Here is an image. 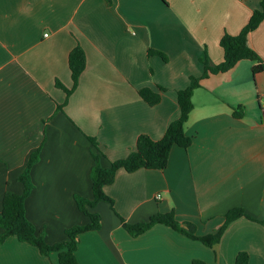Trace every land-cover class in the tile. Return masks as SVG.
<instances>
[{
    "label": "crops",
    "instance_id": "0c3cea01",
    "mask_svg": "<svg viewBox=\"0 0 264 264\" xmlns=\"http://www.w3.org/2000/svg\"><path fill=\"white\" fill-rule=\"evenodd\" d=\"M262 1L0 0V212L7 191L23 193L18 177L41 148L28 219L49 245L90 224L75 200L94 197L98 151L88 138L99 143L104 168L135 151L141 135L162 139L180 116L177 92L204 74L206 56L224 61L222 37L240 34ZM248 44L264 62V20ZM78 45L86 69L67 99L56 81L73 86L69 55ZM254 65L245 60L201 81L185 125L192 144L174 146L166 169L117 172L105 187L114 209L102 202L92 210L102 226L80 236L79 264H235L242 252L249 264H264V73L254 75ZM146 87L165 89L157 106L140 97ZM234 209L255 221H233L213 246L164 224L133 236L121 221L174 212L181 228L193 224L205 237ZM0 264L59 259L11 238L0 244Z\"/></svg>",
    "mask_w": 264,
    "mask_h": 264
},
{
    "label": "trees",
    "instance_id": "16d2710c",
    "mask_svg": "<svg viewBox=\"0 0 264 264\" xmlns=\"http://www.w3.org/2000/svg\"><path fill=\"white\" fill-rule=\"evenodd\" d=\"M108 3L111 4V0H108ZM263 20L264 0L261 3V8L254 11L248 24L240 34L236 36L225 34L222 37L220 46L224 50V61L219 65H214L211 63L209 57L206 56L203 60L204 74L201 77L192 76L189 86L177 92L180 116L170 123L162 139L155 141L147 135H141L138 138L135 151L131 152L127 158L111 163L110 168H104L101 164V158L104 155L100 152L99 143L94 138H88L92 146L98 151V153H93L95 165L91 171L94 197L92 200H87L76 196L75 200L79 211L88 216L91 221L88 225L74 226L67 229V241L64 243L56 245L46 243L43 232L38 233L34 224L27 217L26 200L36 188L32 179V170L40 160L41 148L33 152L28 159L26 168L18 177V181L24 187L23 193L16 194L7 191L4 195L3 208L0 212V244H4L9 239L15 238L21 243L30 244L38 248L45 256L57 253L59 264H79L77 250L80 236L86 232L98 231L102 226L101 216L92 212V210L102 202L109 203L111 208L114 209V200L106 194L105 187L115 182L117 172L121 169L129 173L141 169L164 170L168 166L170 153L174 146L177 145L187 149L192 144L193 139L186 134L185 125L193 110L192 97L194 91L200 87L201 81L210 75L228 72L245 60L255 63L252 69L254 75L264 73L263 60L248 44L249 34L256 30ZM148 54L150 56H160L164 61L168 60L164 53L157 50L150 49ZM69 67L73 86L67 88L60 81H56V86L66 92L67 99L76 91L79 79L86 69V55L80 45L70 52ZM162 92H165V89L161 87H158V90L147 87L139 90L140 97L151 107L157 106L160 103ZM59 109L61 110L62 107H59ZM243 217L254 220L244 210L234 209L226 215L225 224L216 234L205 237L196 236V227L193 224H186V229L181 228L174 212L155 215L150 218L149 222L142 224L130 225L123 218H121V221L123 227L133 236L141 235L156 224H164L183 232L191 239L201 241L208 246H213L219 242L230 223ZM259 223L264 225V221H259ZM249 262V255L242 252L237 255L235 264H249ZM193 264L207 263L202 260H195Z\"/></svg>",
    "mask_w": 264,
    "mask_h": 264
},
{
    "label": "built area",
    "instance_id": "2783aa9c",
    "mask_svg": "<svg viewBox=\"0 0 264 264\" xmlns=\"http://www.w3.org/2000/svg\"><path fill=\"white\" fill-rule=\"evenodd\" d=\"M263 108H264V106H263ZM263 112H264V109H263Z\"/></svg>",
    "mask_w": 264,
    "mask_h": 264
}]
</instances>
